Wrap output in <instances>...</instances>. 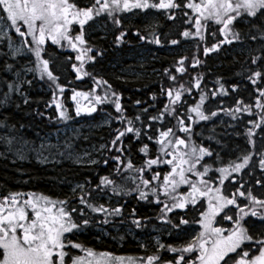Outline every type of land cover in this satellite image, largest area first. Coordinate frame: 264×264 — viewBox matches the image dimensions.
Returning <instances> with one entry per match:
<instances>
[{"label":"snow or ice","instance_id":"6c2138e0","mask_svg":"<svg viewBox=\"0 0 264 264\" xmlns=\"http://www.w3.org/2000/svg\"><path fill=\"white\" fill-rule=\"evenodd\" d=\"M133 9L164 10L169 20H174L177 11L180 12L188 18L185 22L195 29H185L180 33L186 38L198 37L203 40V33L211 28V24L219 26L218 31L225 40L217 41L210 47L205 46V54L218 49L225 42H237L243 47L248 41V61L254 67L245 69L248 73L245 79L256 93L255 104L245 103L238 98L234 108L205 107L209 97L215 98L217 92L228 95L229 89L220 82L222 78H218V88L206 93L201 89L202 74L193 76L184 63L187 57L182 56L177 61L175 72L164 69L170 83L160 86V95L166 97L157 101L160 107L149 104L141 109L143 115L132 118L125 116L120 94L111 90L106 80L94 76L86 68V64L96 62L102 52L99 48L94 49L85 38L84 26L89 21L93 22L89 24L90 29L96 23L106 27L111 22L120 29L119 34L114 35V42L118 44L127 34L122 28L121 14ZM241 24H246L248 30L242 31L239 27ZM74 25H79V28H74ZM5 28L14 30L21 38L20 47L13 46ZM211 34L215 36L216 32L212 31ZM133 35L149 43H163L154 32L151 40L138 29ZM0 39L7 40L6 56L11 59L10 63L4 64V70L15 77V81L5 79L7 90L2 94L0 104L9 102L12 95H24L23 84L32 83L26 79L29 73L40 80L46 78L50 87L55 86L63 93L64 86L58 83L55 68L50 67L51 54L45 47L50 41L51 45L75 53L74 60L79 63H72L71 67L77 79L91 76L95 85H107L104 95L96 94L95 88L91 94L74 91L72 99L76 101V115L82 112L91 114L96 111V105L110 102L116 113L114 119L120 123V127L114 128L110 143L101 145L106 151L115 153L110 157L115 178L102 176L100 183L94 187L90 182L77 184L70 188V199L66 197L53 201L48 196L33 193L21 199L23 194L18 192L0 198V264H93L92 260L86 261L85 257L70 252V249H80L89 257H94L92 249L83 248L66 234L75 236L93 225L111 223L109 217L130 220V224L139 230L146 229L155 220L164 226L169 235L178 238L187 236L185 226H199L198 230L193 229L194 235L186 238L180 246L163 243L158 237L147 233L149 239H155V251L139 258L138 264H264V179L255 180L262 190L257 195L251 187L245 188L243 182L238 183L237 176L233 175H239L245 169H249L247 174L251 175L257 165L264 173V0H87L84 3L78 0H0ZM168 43L177 45L179 41L170 39ZM46 55L49 58H45ZM17 58L27 60V63L17 67ZM66 59L73 60V57L69 55ZM198 64L200 60L193 57L191 67L195 68ZM175 73H180V77ZM186 73L189 78L184 80ZM239 87V83L230 85L232 92H237ZM193 89L200 90L199 100L189 104L187 96L193 95ZM53 96H56L55 92ZM78 97L88 100L90 106L81 107ZM152 97L156 99L154 93ZM24 102H28L27 98ZM135 103L140 105L142 102L136 100ZM222 103V100L218 101V104ZM254 107L260 109L258 116L252 111ZM56 109L60 119H71L60 103H56ZM220 112H226L232 120L237 121L245 113L255 118L247 121L251 125L245 133L247 146L227 165L215 169L219 176H210L212 165L205 157H212L213 152L209 147L193 141L190 122L209 121ZM0 127L6 125L0 124ZM257 136L262 144L259 148ZM125 137L129 141L137 140L139 152L147 157L140 167L127 156L131 145L126 151ZM8 142L11 143V140ZM149 142L155 145V155L149 154ZM53 147H57L59 155H64L58 146ZM64 147L67 149L70 145L65 144ZM68 154L71 156L70 152ZM77 162L108 165L109 159L83 161L77 157ZM160 165H167L168 170L161 173L153 168ZM147 171H151L150 176L145 175ZM226 180L233 185L238 183L230 193L225 185ZM182 186L183 191L180 190ZM128 195H133L138 201L154 204L155 215L138 216L136 208H133L125 216L126 202H122V199ZM113 196L121 199L114 203L101 202L105 198L110 201ZM97 197L100 199L97 200ZM73 202L77 206H73ZM189 206L198 212V219L187 218L183 210L189 209ZM221 221H227L228 225L221 226ZM156 229L157 225L154 224L153 231ZM148 246L147 243L141 244L146 249ZM163 252L174 255L166 257ZM110 255L100 254L101 258ZM116 259L123 262L122 257ZM96 264H100V261ZM129 264H137V261L129 258Z\"/></svg>","mask_w":264,"mask_h":264},{"label":"trees","instance_id":"16d2710c","mask_svg":"<svg viewBox=\"0 0 264 264\" xmlns=\"http://www.w3.org/2000/svg\"><path fill=\"white\" fill-rule=\"evenodd\" d=\"M87 2V0H85ZM188 11V10H186ZM164 12V11H163ZM187 17H184L177 11L176 18L174 20L167 19L165 14L158 18L157 25L153 29H145L140 19L123 21L122 28L126 30L127 34L120 43L114 42V35L119 34L120 29L113 24V29L107 35L102 38H98L95 34L90 38V44L95 48H99L102 55L97 57L96 62L89 61L86 64V68L94 76L106 80L111 85V90L118 92L121 96V104L125 111L124 115L127 117H135L136 115H143L141 109L149 104H157V101L165 100L166 97L160 95L161 84L170 83L167 76L164 74V69H170L175 72V66L180 57H187L184 61L188 65V71L195 76L197 73L202 74L203 79L201 83V89L206 93L218 88L216 81L218 78L221 83L225 84V88L229 89L228 95H222L217 92L215 98L209 97L206 101L205 107L215 109L217 107L222 108H234L235 100L240 98L245 103L255 104V95L253 86L245 79L248 73L245 71L248 67H254L250 65L248 61V49L249 42L246 41L244 46L237 42L228 44L227 42L220 44L218 49H214L207 54L204 52L205 46H211L220 40H225V37L219 33L218 27L215 24H211V28L204 31V39L200 40L198 37H183L180 35L185 29L195 31L189 23H186ZM242 31H247L248 26L246 24L239 25ZM139 30L142 34L148 37V40L152 39V33L154 32L162 40V45H157L154 42L149 43L147 40H140L133 33ZM212 31L216 32L213 36ZM170 39H177L179 43L177 45H171L168 43ZM181 44H187L185 51H174L175 47H179ZM47 52L51 54L50 67L55 68V73L58 75V83L64 86L63 93H60L55 86L50 87V82L35 78L34 82L29 86H23L24 96L12 95L9 102L0 104V124L6 125V127H0V136L4 135L8 129H13L14 132H19L20 138L28 140L30 143H35L39 135L50 134L57 130L59 127L70 123L77 118L88 119L89 117L97 118L99 115H106L110 118V125L107 128H102L95 131H89L86 141H81L85 135H75L71 138L67 144L70 145L69 150L82 151L84 146H93L99 151L96 154L97 161L103 159H109V164L97 163L92 165H71L67 162L60 164L50 163L47 165H39L33 160H27L24 162H17L8 159L1 155L6 148V143L0 139V198L9 195L11 193H21L22 196H26L29 193L35 195L48 196L53 201L63 200L66 197L70 199V188L76 184H86L90 182L94 187L100 183L102 176H108L109 178H115L113 175V162L110 159L114 152H108L101 145L110 143L111 137L114 135V128L120 127V123L114 119L116 113L113 105L110 102L96 105V111L88 114L87 116H76L74 111V101L71 98L73 92H88L92 93L93 88L98 95H104L107 85L100 84L95 85L91 76H84L77 79L76 73L71 67L72 63H79L74 60L75 53L60 49L58 46L51 45L47 42L45 45ZM133 49H146L148 50V58L145 65V72L143 68L137 67L134 60H127L130 50ZM171 49V52L166 51ZM173 50V51H172ZM7 50L3 43L0 42V98L2 94L7 90L5 87V79L14 80V76L11 72L4 70V64L10 63L11 59L6 56ZM71 55L73 60L66 59ZM196 57L200 60L195 68L191 67L192 58ZM45 58H49L47 55ZM27 63V60H21L17 58V67H23ZM177 77H180V73H175ZM189 77L184 74L183 79L187 80ZM233 83H239L240 87L237 92H232L230 85ZM199 91L193 89V95L187 96V103L195 104L199 100ZM53 92L56 96H53ZM155 94L156 99L153 100L152 94ZM27 98V103L24 102ZM136 100H140L142 103L137 105ZM223 101L222 104H218V101ZM56 103H60L62 108L67 110V114L71 116L69 120H62L59 117V113L56 109ZM84 104V101H83ZM83 106V105H82ZM86 106H90L87 102ZM157 107H160L157 104ZM152 111V109H150ZM253 113L257 116L260 113V109L253 108ZM251 118L245 113L240 120H232L226 112L218 113L217 117H213L209 121H198L192 123L193 129V141L201 144L205 147H209L212 152V157H205V160L212 165V171L209 172L210 176H219V173L215 171L216 168L225 166L230 160L236 158V156L247 146L246 128L251 127L247 121ZM138 123V122H137ZM175 124V121H172ZM259 132V129H257ZM181 135H183L181 133ZM257 148L261 147V140L257 136ZM131 145L130 152L127 156L133 160L137 167H140L144 159L142 153L139 152V142L135 139L129 141L128 137L124 138V146L127 148ZM149 154L155 155V145L149 142ZM64 150H66L64 148ZM217 154L219 158H217ZM127 158V157H125ZM257 161L259 157H256ZM154 169L161 173L168 170L167 165L153 166ZM249 169H245L241 174H233L237 176V182H243L245 188L251 187L254 194L260 195L262 190L259 185L255 184V180L264 179V173H261L258 165L252 169L251 175L247 174ZM125 175H129L126 173ZM135 175V173H131ZM146 176L151 175V171L145 173ZM131 181H129V184ZM225 181L227 190L230 193L234 186ZM184 190V187L180 189ZM21 196V197H22ZM97 200L100 198L97 197ZM120 197L113 196L110 203H114ZM243 199V198H241ZM101 202H104L101 201ZM108 202V203H109ZM122 202L125 203L124 215L128 216L133 208H136V215L138 216H154L155 205L148 204L144 201H138L133 198V195L124 196ZM73 206L75 202H73ZM199 207V205L197 206ZM181 211V210H176ZM187 215V218L192 219L191 212H196L189 209L183 210ZM97 215V214H92ZM111 223L97 224L90 227L83 233H78L75 236L69 235L74 242L80 243L83 248L92 249L94 254L110 253L112 255H123L122 257H133L138 259L140 256H146V253H142L140 250V243H147L150 247L151 241L146 235V230L152 225H159L158 221L153 220L148 224V227L144 230H135L136 228L130 224V220H124L123 217L113 218L109 217ZM219 219V218H218ZM123 221V222H121ZM227 221H221V226H227ZM118 227L119 231L113 234L110 233L107 238H104L101 233L91 232L94 228H101L111 232V228ZM127 230L131 232L135 231L133 239ZM178 238L175 235H169L167 238L162 233L160 240L166 244H172L174 246H180L187 238ZM138 238V243L135 239ZM71 250V249H70ZM153 249L146 250L147 254H150ZM80 252L82 250L79 249ZM151 251V252H150ZM150 252V253H149ZM77 253V250L74 251ZM81 254V253H77ZM166 257L174 255L171 252L162 253Z\"/></svg>","mask_w":264,"mask_h":264},{"label":"rangeland","instance_id":"374dc122","mask_svg":"<svg viewBox=\"0 0 264 264\" xmlns=\"http://www.w3.org/2000/svg\"><path fill=\"white\" fill-rule=\"evenodd\" d=\"M164 10H139V9H133L130 12L122 13L123 21L125 20H134L135 18L140 19L143 27L145 29H153L157 25L158 18L164 14ZM99 19V18H97ZM92 21H89L88 24L84 26L85 28V38H90L91 36L97 34L98 38L103 37L104 35H107L110 31L113 29V24L111 22H108L106 27L102 26L100 23H96L94 25V28L90 29L89 24H92ZM78 25H74L75 27ZM5 32L8 33V35L12 38L13 46L14 47H20L21 38L15 34L14 30L9 31L7 28L4 29ZM0 42L3 43L6 47L7 53H8V47H7V40L6 39H0ZM48 43L51 44L49 41ZM187 47V44H181L179 47H175L174 51H185ZM70 50V49H66ZM71 51V50H70ZM166 51L171 52V49H166ZM173 51V50H172ZM131 53H129V56L127 57V60L130 59L131 61L134 60L137 67L143 68V72H145V65L148 58V50L146 49H133L130 50ZM10 58V57H9ZM129 61V60H128ZM35 75L32 73H29L26 77V79H29L34 82ZM15 80V77H14ZM31 83V84H32ZM30 84V85H31ZM23 86H29V84L24 83ZM24 96V95H23ZM72 98V97H71ZM79 103L81 107L86 106L88 100L84 99L83 97H78ZM74 101V100H73ZM84 101V104H83ZM74 111L75 113V107H76V101H74ZM83 105V106H82ZM85 115L87 116V113H81L80 116ZM77 116V115H76ZM110 125V118L106 115H99L97 118L94 119V117H89L88 119H81L77 118L73 120L70 123H66L65 125L59 127L57 130L50 134H41L38 136L37 141L35 143H30L26 139L20 138L19 132H14L13 129H8L4 135L0 136V139L6 143L5 150L1 153V155L7 157L10 160L17 161V162H24L27 160H33L35 163L39 165H47L50 163H56L60 164L62 162L70 163L71 165H92V163H78L77 157H79L83 161H88L90 159L97 160L96 154L99 151L98 149L94 148L93 146H84L83 150L79 152V150H69L68 148L64 150V145L67 144L69 141H71L72 137H75V135H85L82 137L81 141L87 140V135L89 131H95L102 128H107ZM11 140V143L8 141ZM43 145V147H42ZM58 146L59 151L64 152V155L61 156L58 153L57 147ZM71 153V156L68 153ZM77 185V184H76ZM76 185H73L72 188H74ZM40 196V195H38ZM26 196H22L21 199H26ZM2 202V200H0ZM105 203H108V198L104 199ZM188 233L187 236L190 237L191 235H194L193 229L198 230L196 227L189 226L187 227ZM94 233H101L104 238H107L110 233H117L118 227L111 228V232L108 230H103L101 228H94L91 230V232ZM83 233V232H80ZM127 234L130 235V237L133 239L135 233L131 230L126 231ZM147 233H151L153 237H158L160 239L161 234L164 233L165 237L167 238L169 236L168 232L164 230V227L162 225L157 226L156 231H153V228L148 230L144 235ZM78 234V233H77ZM70 235V234H66ZM146 237H148L146 235ZM187 237V238H188ZM136 241H138V238ZM151 241V245L149 248H143L141 247L140 243V250L141 252H144L146 250L153 249L155 251V239H149ZM77 250V253H81L84 255H87L86 252L82 251L80 252L79 249H71L70 252L75 254L74 251ZM76 253V254H77ZM82 256V255H80ZM112 258L105 257L101 258L100 254H94V257H85V259H89L93 261V264H96L97 261H100V264H129V260L123 259V262L120 260H117V257H122L123 255H112ZM87 261V260H86Z\"/></svg>","mask_w":264,"mask_h":264},{"label":"flooded vegetation","instance_id":"af4514ba","mask_svg":"<svg viewBox=\"0 0 264 264\" xmlns=\"http://www.w3.org/2000/svg\"><path fill=\"white\" fill-rule=\"evenodd\" d=\"M78 2H81V3H84V2H86L85 0H78ZM151 10H155V9H151ZM188 11H190V10H188ZM74 28H79V25H78V27L77 26H75ZM198 206V205H197ZM190 208H191V206H189ZM191 214H192V218L193 217H195L196 219H198L199 218V214H198V212H191ZM190 226H192V227H196L197 229H199V226L198 225H196V224H192V225H190ZM164 227V226H163ZM185 227H189V226H185ZM151 228H153V226L151 225L145 232H147L148 230H150ZM135 230H137V229H135ZM118 231H119V229H118ZM134 233H135V231H134ZM152 251H154V250H152ZM151 252V251H150ZM149 252V253H150ZM142 253H148V252H142ZM80 255H82V256H87V255H84V254H80ZM141 257H145V256H140V257H138V259H135V258H133V261H137V264H138V260H139V258H141ZM86 260H89V259H86Z\"/></svg>","mask_w":264,"mask_h":264}]
</instances>
